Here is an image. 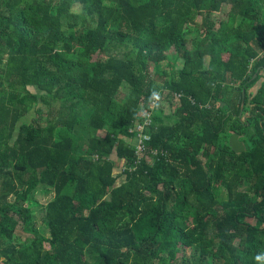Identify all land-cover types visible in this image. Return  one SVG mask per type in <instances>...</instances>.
<instances>
[{
  "label": "trees",
  "instance_id": "obj_1",
  "mask_svg": "<svg viewBox=\"0 0 264 264\" xmlns=\"http://www.w3.org/2000/svg\"><path fill=\"white\" fill-rule=\"evenodd\" d=\"M263 55L264 0H0V264H264Z\"/></svg>",
  "mask_w": 264,
  "mask_h": 264
},
{
  "label": "rangeland",
  "instance_id": "obj_2",
  "mask_svg": "<svg viewBox=\"0 0 264 264\" xmlns=\"http://www.w3.org/2000/svg\"><path fill=\"white\" fill-rule=\"evenodd\" d=\"M75 11H77V12L81 11V6L80 5L75 6ZM227 11H228V9L225 8L220 15H217L216 19L217 20L224 19L226 17ZM177 65L181 66L182 65V61H178ZM162 67H164L166 70H169V66H168V64H166V62H164ZM31 90L36 91L37 89L32 87ZM176 104L178 105L179 103L176 102ZM46 111L47 110H45V113H47ZM170 112H171V110L166 109V114H170ZM35 118L37 119V112L36 111L31 113L30 115H26L24 117L23 121L27 122V123H34L35 122ZM47 121H48V117L46 115V116H44L43 123H46ZM130 143L132 145H135V144L137 145L138 139L137 140H130ZM122 168H123V161L117 163V168L115 170V173L122 172ZM124 180H125V177L122 176L118 180V184L122 183ZM225 195H226V192L223 189V191L221 193V197L224 198ZM52 197H53V193L52 192H46V190L40 189L35 195V198H36V201H37V205H34V206L31 205V207H35L34 208V211H35L34 213L35 214H34V221H33V223L35 224V228L37 230H43L44 234H46L47 236L49 234L48 233L49 230L46 229V227L44 225V217L43 216H44L45 206L47 205V202L52 199ZM9 199L12 200L13 197L9 196ZM25 205L26 206H30V202L25 203ZM30 238H32V235H30V233L25 232L23 230V228L19 226L16 229V235H15V238H14V243L21 244V243L26 242V240H28ZM46 245L49 246L48 243H46ZM187 254L190 255L191 252L189 251Z\"/></svg>",
  "mask_w": 264,
  "mask_h": 264
},
{
  "label": "built area",
  "instance_id": "obj_3",
  "mask_svg": "<svg viewBox=\"0 0 264 264\" xmlns=\"http://www.w3.org/2000/svg\"><path fill=\"white\" fill-rule=\"evenodd\" d=\"M180 93H175V101L180 104ZM161 100V94L160 92L156 93L153 95L149 109H142L139 113L140 120H138L134 126H132L129 129L130 134L137 135L138 138V143L136 145L137 149V155H138V160L134 166L128 167L125 166V160L123 161V170H126L129 168L131 170H136L139 166L140 163H142L143 159L146 158V160H150L151 156L153 159L149 161L151 164L152 161H155V158L160 155V152L158 150H153L151 151V155L145 156L146 151L148 150L147 144L151 141V135L148 133V130L153 126V114L154 111L159 107ZM178 104V105H179Z\"/></svg>",
  "mask_w": 264,
  "mask_h": 264
},
{
  "label": "water",
  "instance_id": "obj_4",
  "mask_svg": "<svg viewBox=\"0 0 264 264\" xmlns=\"http://www.w3.org/2000/svg\"><path fill=\"white\" fill-rule=\"evenodd\" d=\"M263 85H264V73H263L262 78L249 89V93L252 95V97L258 94L259 90L263 88ZM243 110H244V102H242L241 115L243 113ZM242 135L243 134L236 132V133L231 134L228 139L229 145L235 153H241L246 150L245 142L240 139Z\"/></svg>",
  "mask_w": 264,
  "mask_h": 264
},
{
  "label": "crops",
  "instance_id": "obj_5",
  "mask_svg": "<svg viewBox=\"0 0 264 264\" xmlns=\"http://www.w3.org/2000/svg\"><path fill=\"white\" fill-rule=\"evenodd\" d=\"M225 8L228 9L227 14H226V17H227L228 12H229V10H230V7H228V6H224V7L222 8L221 13L223 12V10H224ZM221 13H218V15H220ZM226 17H225L224 19H226ZM242 137H243V135H242ZM240 139H241V138H240ZM241 140H242V139H241ZM244 142H245V141H244ZM245 144H246V143H245ZM152 163H154V162L152 161ZM152 163H151V164H152Z\"/></svg>",
  "mask_w": 264,
  "mask_h": 264
},
{
  "label": "clouds",
  "instance_id": "obj_6",
  "mask_svg": "<svg viewBox=\"0 0 264 264\" xmlns=\"http://www.w3.org/2000/svg\"><path fill=\"white\" fill-rule=\"evenodd\" d=\"M258 259H260V257H258Z\"/></svg>",
  "mask_w": 264,
  "mask_h": 264
}]
</instances>
